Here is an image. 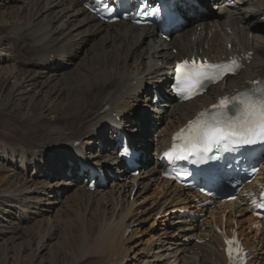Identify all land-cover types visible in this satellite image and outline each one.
<instances>
[{"label": "bare ground", "instance_id": "1", "mask_svg": "<svg viewBox=\"0 0 264 264\" xmlns=\"http://www.w3.org/2000/svg\"><path fill=\"white\" fill-rule=\"evenodd\" d=\"M85 1L0 0V29L8 26L10 34L18 32L20 39L29 40V58L34 59L25 61L27 69L18 68L12 58L15 56L0 47V91L6 88L5 84L13 85L9 95H0V161H5L7 166L13 163L11 167L0 163V171L8 169L11 176L19 181L14 185L16 191L0 193V198L13 202L4 203L6 210H2L5 213L0 221V237L6 238H2L0 264H9L13 259L9 252H12L11 247L14 240L19 239L21 231H25V236L30 235L31 241L34 237L38 239L37 249L28 264H36L46 250L52 255L51 264H67L68 259L60 251H65L73 239L76 240L70 259L72 263L94 254L98 257L103 255L97 264H224L218 247L219 238L210 229L214 221L211 214L217 219L219 215L226 214L229 221L237 220L240 235L245 237L244 244L257 261L264 259V230L253 227L255 219L238 202L218 205L205 216L204 222L197 225L188 218L185 224L189 226L183 227L181 216L171 215L170 227L165 228L167 219L161 221L159 233L151 229L154 222L149 227L132 230L138 219L156 208L152 218L173 209L203 213L195 203L196 197L190 198L181 188L162 180L159 155L169 147L170 135L192 118L197 109L234 90L247 89L254 80L264 78V0H236L234 9H227L230 4L222 0H197L200 6L192 5L185 11L189 25L177 32L170 43L149 27L138 28L125 22L107 25L89 14L88 9L82 6ZM210 4L215 7L214 17L211 13L203 14L199 8L205 9ZM9 19H16L17 25L8 24ZM252 32L254 37L251 40ZM5 36L7 39L8 34ZM230 45L232 52L254 51L251 64L238 77L212 87L208 96L193 102L176 105L170 103L173 98L167 96L164 112L161 117H155L163 124L154 132L158 136L151 137L147 119L152 111H158H151L150 94L154 90L162 91L164 87L168 93L176 60L195 52L218 60L229 53ZM85 46L93 48L92 53H85L78 67L67 72ZM176 49L178 54L174 55L173 50ZM1 63L5 66L2 67ZM39 85H55L51 95L58 93L61 96L60 100L49 99L48 108L49 114L57 115L55 119L59 123L54 119V125L46 128L32 125L44 115L35 113V110L31 114L32 119L26 121L27 125L22 123L25 120L22 117L19 119L22 127L8 126L7 114L15 112L16 100L24 101L28 97L37 109L38 93L35 92ZM61 119L70 124L62 123ZM135 121L143 127V132H137ZM107 125L112 136L117 134L115 130L118 128H128L132 143L138 142L136 139L145 143L143 147H137L146 158L140 162L142 170L138 178L132 179L126 173L119 175L123 170L114 174L119 161L113 158L112 148L116 143L109 142L105 136ZM100 144L111 148L101 155L97 149ZM72 153H75V158ZM149 155H154L155 161L147 168ZM68 160L73 162L72 167L68 166ZM79 161H87L99 171H109L114 175L111 189L87 191L86 182L83 183L77 175ZM15 169H21V172ZM31 169L33 174L37 172L39 180L26 177ZM69 170L70 177L67 175ZM3 182L1 179L0 183ZM153 183L157 186L163 184L160 188L164 195H159L150 207L143 206L145 211L140 212L136 203L139 199L142 203L148 201L145 195L149 192V184ZM135 189L138 192L130 202ZM59 192L63 193V199L60 195L57 197ZM98 196L103 205L113 210L105 228H102L104 213L99 210L90 217L93 220L90 224L84 218L80 219L79 228L73 235L62 239L72 231L69 229L74 228L70 217L78 210V203L88 198L92 206H99ZM137 210L139 212L136 213ZM242 213L243 217L237 219V215ZM110 218L106 216L105 219L108 221ZM204 226L207 227L205 231ZM62 229L65 231L63 237L60 234ZM130 230L132 236L126 238ZM139 233L148 234L147 237L153 235L137 244L140 248L132 256L127 243H131ZM192 239L208 242L190 246Z\"/></svg>", "mask_w": 264, "mask_h": 264}, {"label": "rangeland", "instance_id": "2", "mask_svg": "<svg viewBox=\"0 0 264 264\" xmlns=\"http://www.w3.org/2000/svg\"><path fill=\"white\" fill-rule=\"evenodd\" d=\"M33 1V0H32ZM212 8H213V6H212V4H210L209 5V10L211 11L212 10ZM16 21V19H9L8 20V24L10 23V25H12L13 24V26H16L17 24L15 23V21ZM16 24V25H15ZM3 28H5V29H3ZM3 28H1L0 29V47L1 48H6L5 49V51H9V53L12 55V56H15V57H12L13 58V60H14V64H16V66L18 67V68H21V69H23V68H25V69H27V66L25 65L26 64V62L27 61H29L30 60V62H32L34 59L32 58V57H30L29 58V47H28V44L30 43V41L29 40H26V41H23V39H20L18 36V34H20V33H14V35L13 34H10V27H8V26H4ZM9 29V30H8ZM3 34H8V38L6 39V37L7 36H5V35H3ZM18 38V39H17ZM3 40H6L5 41V46L3 47ZM29 42V43H28ZM0 48V49H1ZM92 51H93V48H90V47H88V46H85L84 48H83V50H81V54L79 55V58H78V60L77 61H75L72 65H70L69 66V70H67V72H69V71H71V70H74V69H76L77 67H78V64L79 63H81V59L82 58H84V55H85V53H88V54H90V53H92ZM22 54V55H21ZM18 57H19V59H18ZM15 58V59H14ZM17 59V60H16ZM28 59V60H27ZM16 60V61H15ZM26 61V62H25ZM25 62V63H24ZM19 63V64H18ZM22 63V64H21ZM2 64V63H1ZM77 66H76V65ZM25 65V66H24ZM2 67H4L5 65H1ZM28 68H30V67H28ZM62 72H64V71H62ZM2 73H0V75H1ZM6 88H3L1 91H0V95L1 96H7V95H9V93L11 92V90H13V85H11V83H8L7 85L5 84L4 85ZM55 85H53V86H51V85H49V86H47V87H43V86H41V85H39V87H37V89H36V94L38 93V96L36 95V102H38L39 103V105H38V107H37V109H34V107H36L37 105H35V106H32V102L33 101H31L30 100V98H28L27 97V100H24V101H22V100H16V102H17V104L15 105V107H16V109H15V112H9L8 114H7V121H8V126L9 125H16V126H18V127H22V125H21V123H20V120L19 119H21L22 117L25 119L22 123L23 124H26L27 125V123H26V121L28 120V119H32V115L31 114H33L34 113V111H35V113H40V112H42V114H44L43 115V117L39 120V121H36V122H34V124H32V125H35V126H37L38 128H46V127H48V126H51L52 124L54 125V119H55V117L57 116L56 114H49L48 113V108H49V99H52V100H60L61 99V96L58 94V93H55L53 96L51 95V92H52V87H54ZM6 93H7V95H6ZM31 103V104H30ZM46 103V104H45ZM48 104V105H47ZM19 110V111H18ZM47 110V111H46ZM25 111V112H24ZM28 111V112H27ZM151 115V114H150ZM35 117L37 116V115H34ZM45 116V117H44ZM20 117V118H19ZM48 117V118H47ZM151 117H152V115H151ZM151 117L149 118L150 120H151ZM147 120V123H149V121L150 120ZM57 121H59L58 119H55V122H57ZM61 122H62V119H61ZM57 123H59V122H57ZM62 123H66V124H70V122H66V121H63ZM28 124H30V126H31V123H29L28 122ZM29 126V125H28ZM16 130V129H15ZM22 134V133H21ZM0 163H2L3 165H5V166H7L6 164V162L5 161H0ZM11 163V164H10ZM10 163H8V166L9 167H11V165H12V163L13 162H10ZM153 164V163H152ZM15 165L18 167V165L15 163ZM7 166V167H8ZM16 170V169H15ZM32 170L33 169H31L30 171H29V173L27 174V176L26 177H32L33 176V172H32ZM17 172H21V169H19V170H16ZM32 175V176H31ZM38 174L35 172V174H34V176L32 177V179L33 178H35V179H37V180H39V176H37ZM1 179H3L4 180V182L3 183H0V193L1 194H5V193H7V192H9V191H16V189L14 188V185H17L18 183H19V181H17L16 180V178H14V177H12L11 176V172H9V170L7 169V170H5V171H0V181H1ZM9 181V182H8ZM23 181V180H22ZM111 185L112 184H110V185H106V186H104V188H100V190H102V191H104V190H108V189H111ZM163 185V184H162ZM157 186V185H156ZM150 189H149V192H147L146 193V195H145V197L147 198V200L148 201H146L145 203H142L143 201L141 200V199H139L137 202L138 203H136L138 206L137 207H139L140 209V212L141 211H145L144 209V207L143 206H147L148 205V207H150L153 203V201L154 200H156V198L158 197V195H159V191H157V189L155 188V186L154 185H151L150 187H149ZM104 193V192H103ZM101 194H102V192H101ZM155 195V196H154ZM100 196V195H99ZM98 196V198H96V200L97 201H99V206L98 205H93L92 206V204L91 203H89V199L88 198H84L83 200H81L79 203H78V205H79V207H78V210L76 209L75 210V212H74V215H72L71 217H70V220L72 221V224H74L73 226H74V228H72V229H69V230H72L71 232L69 231V235L67 236V237H63L62 236V234L65 232L63 229L60 231V234H61V236L63 237H61L62 239H68V238H70L72 235H73V233H74V231H75V229L76 228H79V226L77 225L78 223H80V219H83V220H85V221H87V223L88 224H90V222L91 221H93L92 220V218H90L91 216H94V215H92V214H96V212L97 211H101L102 213H104V215H103V217H102V220L103 221H105V223L103 224L104 225V227L102 226V228H105V225H107L108 224V222L111 220V215L110 214H112V208L110 207H108V206H106V205H103L102 203H101V197H99ZM86 199V200H85ZM88 199V200H87ZM142 201V202H141ZM103 202V201H102ZM4 203H7V204H12V203H10V202H6L3 198H0V221H2L1 219H2V216H3V213H5V212H3L4 210H6V208H5V206H4ZM88 204V205H87ZM141 207H143V208H141ZM91 208V209H90ZM3 210V211H2ZM139 210H137L136 211V213L137 212H139ZM99 211V212H100ZM155 212V210L154 211H152L150 214H148L147 216H145V217H141L140 219H138L137 221H136V223H135V226H134V228H133V230L134 231H136L137 230V228H144V227H149V225H151L152 223H153V221H154V219L152 218L153 216L151 215V214H153ZM80 213V214H79ZM84 214V215H83ZM156 214V213H155ZM78 215V216H77ZM54 216V215H53ZM83 216V217H82ZM105 216V217H104ZM106 216H107V219H108V217L110 218L108 221H107V219H105L106 218ZM88 217V218H87ZM8 220H9V218H7ZM88 219V220H87ZM89 219H91V220H89ZM136 219V218H135ZM205 220V219H204ZM36 221H37V219H36ZM139 221V222H138ZM142 222V223H141ZM202 222H204V221H202ZM201 222V223H202ZM3 223H7L6 221H4ZM62 224H63V222H61V226H62ZM160 224V223H159ZM170 224H171V222H170ZM197 224H200V223H197ZM197 224H195V225H197ZM48 227V226H47ZM63 227V226H62ZM168 227H170V225L169 224H165V228H168ZM178 227V228H177ZM179 227H180V225L179 226H176V228H177V230L179 229ZM50 227H48L47 229L48 230H52V229H49ZM0 229H2V225H0ZM151 229H153V228H151ZM155 232L154 233H159L160 231L158 230V228H155V229H153ZM176 230V229H175ZM176 230V231H177ZM71 234V235H70ZM152 234V233H151ZM26 234H25V231H21L19 234H18V240H14V245L11 247L12 248V252L10 253L9 252V254H11V257H13V259H11L10 261H9V264H28L29 262H30V258H31V256H32V254H33V252L37 249V245H38V239H37V237H34V239L31 241V238H30V235H28V236H25ZM153 235V234H152ZM152 235H149V237H147L148 236V234H145V233H139L137 236H136V238L130 243V242H128L127 243V248H128V250H130V252H131V254L130 255H135L136 254V251H138V249L140 248L138 245L140 244V242L142 241V240H144V239H151V237H152ZM56 237H57V235H56ZM147 237V238H146ZM2 238H6V236H1L0 237V248H2L3 246H2V244H3V241H2ZM57 239H58V237H57ZM75 240L76 239H73V241L71 242H69L68 243V245H67V247L68 248H66L65 249V251H60V253H61V255L63 256V257H65L66 259H68L66 262H67V264H97L98 263V259H100V257L101 256H103V255H99V257L98 256H94V254H93V252H91L90 254H93V255H90V257H81V258H79V260L78 261H76L75 263H72V261L70 260V259H72L71 257H73L72 255H73V249H74V247H75ZM29 241L31 242V244H29ZM56 242V241H55ZM54 243V242H53ZM138 244V245H137ZM138 247H137V246ZM14 247V248H13ZM136 247V248H135ZM70 248V249H69ZM69 249V250H68ZM26 250V251H25ZM21 251V252H20ZM71 251V252H70ZM32 252V253H31ZM192 254H193V252H192ZM89 255H86V256H89ZM49 256H50V258H49ZM51 254H50V252L49 251H44V254L40 257V258H38L37 259V261L35 262L36 264H41V261H45L43 264H49L50 262H51ZM44 258V259H43ZM50 260V261H49ZM106 259L104 258V261H105ZM16 262V263H15ZM96 262V263H95ZM199 262V261H198ZM51 264V263H50Z\"/></svg>", "mask_w": 264, "mask_h": 264}]
</instances>
